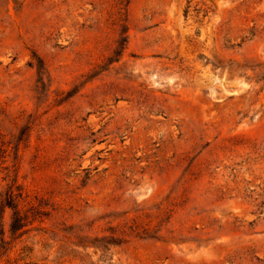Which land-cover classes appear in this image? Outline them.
<instances>
[{
    "label": "rangeland",
    "instance_id": "rangeland-1",
    "mask_svg": "<svg viewBox=\"0 0 264 264\" xmlns=\"http://www.w3.org/2000/svg\"><path fill=\"white\" fill-rule=\"evenodd\" d=\"M0 264H264V0H0Z\"/></svg>",
    "mask_w": 264,
    "mask_h": 264
},
{
    "label": "trees",
    "instance_id": "trees-1",
    "mask_svg": "<svg viewBox=\"0 0 264 264\" xmlns=\"http://www.w3.org/2000/svg\"><path fill=\"white\" fill-rule=\"evenodd\" d=\"M19 200H21V194L7 193L3 200H0V226L2 214L6 209L11 211L9 233L14 236L17 232H21L20 236L26 233V229L32 226L34 223H42L43 217H47V214L41 211L40 206H29L26 210L19 209ZM3 235V231H0V236Z\"/></svg>",
    "mask_w": 264,
    "mask_h": 264
}]
</instances>
